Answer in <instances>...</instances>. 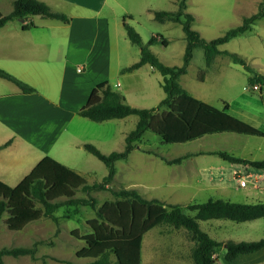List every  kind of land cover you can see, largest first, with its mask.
<instances>
[{
	"label": "rangeland",
	"instance_id": "obj_1",
	"mask_svg": "<svg viewBox=\"0 0 264 264\" xmlns=\"http://www.w3.org/2000/svg\"><path fill=\"white\" fill-rule=\"evenodd\" d=\"M122 2L125 9L132 12L125 21L138 31L142 42H147L153 35L162 34L167 44L162 45L158 39L150 45V49L165 64H181L185 47L181 25L168 20L160 22L153 17L154 10H175L177 0H122ZM259 2V0H186V10L195 15L192 27L200 31L205 39H211L240 23L243 14L250 15L256 12ZM117 10L122 12L121 8ZM106 22L109 24L107 25ZM88 37L89 50L87 54L83 53L88 58L85 70L76 73L75 58L72 59L74 60L71 65L73 90L64 101L65 112L60 118L67 125L66 132H62L60 140L47 154L50 156L59 154L65 160L67 158L71 167L81 173L88 183H93L102 179L107 168L101 160L82 147L80 140L93 144L98 142L104 144L106 148L122 150L124 135L134 128L138 117L136 114H130L123 118L97 122L79 116L76 109L85 103V94L89 91L90 84L108 80L113 89L126 96L128 103L137 107L156 105L164 96V92L160 85L162 75L149 64L146 63L130 72L122 71L123 67L138 59L139 46L130 42L126 36L121 17L108 18L104 15L90 20ZM224 49L237 52L255 70L264 74V17L259 18L250 31L227 42ZM249 75L250 72L241 64L233 62L223 54L216 56L211 65L206 66L202 48L196 47L187 70L180 76L179 82L193 96L216 107L228 103L229 113L238 115L242 120L256 122L259 128L264 130V85L261 90H253L248 80ZM36 87L48 92V89L39 83ZM50 118L53 117L40 115L30 118V126L33 129L26 134L34 144L29 146L26 141L23 142L27 151L25 168L39 156L46 154L43 149L49 142L46 131ZM40 119L41 122H38ZM244 138L264 141L260 136L217 132L186 142L161 143L156 133L146 130L137 148L131 150L127 159L116 162L117 171L109 187L112 189L134 187L143 196L157 197L165 203L204 202L209 197L239 202L264 200V178L256 181L257 188L255 186L253 188V177L248 176L245 186H237L229 171L221 179L218 177L211 179L214 169L210 166H215L217 163L229 166V162L217 154H198L200 151L209 150L240 152L243 149L241 146ZM63 145L67 146L63 147ZM254 147H251L252 154L264 153V146L261 147L263 151H257ZM185 153L196 154L181 163H165L164 159ZM1 162L6 165L11 164L8 156H4ZM8 173L10 174L9 170ZM12 176L11 173V178ZM17 180L11 179L7 183L12 185ZM87 195L96 199V208L104 200L115 198L110 189L91 190L88 194L80 189L75 191V196ZM36 206H40V203H36ZM96 208L89 205H78L76 208L63 205L54 212L57 220L42 216L16 231L6 228L4 223L6 214H3L0 219V249L35 246V252L33 256L28 253L18 256L3 254L2 260L5 264H66L67 260L84 262L87 259L76 256V251L85 245L80 237L91 231L87 219L95 217ZM189 214L192 215L193 212ZM199 225L211 237L223 242L229 239L239 241L264 237V217L245 221L214 218L199 220ZM157 230L156 237L185 240L187 245L184 247L189 252L194 245L183 227L175 228L162 223L145 236L144 257L148 254V241ZM224 252V245L215 250L218 263L224 260ZM261 254L263 256L259 258V264H264V250Z\"/></svg>",
	"mask_w": 264,
	"mask_h": 264
},
{
	"label": "trees",
	"instance_id": "obj_2",
	"mask_svg": "<svg viewBox=\"0 0 264 264\" xmlns=\"http://www.w3.org/2000/svg\"><path fill=\"white\" fill-rule=\"evenodd\" d=\"M186 8V0H177L175 10L158 9L153 12V17L157 21L170 20L181 25L185 47L179 65L163 63L150 49V45L158 39L162 45L167 44L162 34L153 35L143 43L138 31L125 21L126 17L131 15L122 17L126 36L130 42L139 46L138 60L123 67L122 71L130 72L148 63L162 75L160 85L164 96L154 106L137 107L126 102L124 95L113 89L107 80L96 83L77 113L97 122L136 114L137 121L134 128L125 135L123 149L104 153L91 142L82 144L86 151L101 160L107 168L102 179L93 183H88L82 174L50 155H44L14 186L0 179V219L6 214L4 223L8 229L20 230L27 223L42 216L57 220L54 212L63 205L75 208L78 205H89L96 208V199L93 196H75V191L80 189L88 194L91 190L110 189L115 198L104 200L96 208L95 217L87 219L91 231L80 237L85 245L76 251V256L87 260L84 262L67 260L66 264H140L143 234L162 223L176 228L183 227L187 231L194 243L191 249L194 264H214L215 250L222 245L225 247V261H232L239 254L251 253L264 247V237L239 241L229 239L223 242L211 237L199 225V220L214 218L245 221L264 217V200L239 202L209 197L204 202L165 203L157 197L143 196L134 187L118 189L109 187L117 170L116 160L126 159L131 150L137 147L146 130L156 133L161 143L186 142L217 132L264 136V131L261 129L227 112L228 103L225 102L221 108H218L194 97L179 82V77L187 70L194 48L201 47L206 66L213 62L216 55L223 54L250 72L248 80L251 85L255 83L264 85V74L249 65L243 56L235 51L218 47L252 29L254 23L264 16V0L258 3L256 12L243 16L239 24L229 27L223 34L211 39H205L192 27L194 16ZM29 14H38L64 22L70 19L62 12L51 10L43 1L14 0L10 12L4 14L0 11V27L10 20L20 19ZM0 77L15 83L22 93L36 90L34 86L2 68H0ZM200 77L203 78L202 71ZM8 143L9 141H6L0 147ZM198 153H213L229 162L264 169V158L248 159L224 150ZM190 155L187 153L171 159H163L167 163H176ZM36 203H40V206H36ZM34 252L35 246L4 247L0 249V264H5L2 260L3 254L18 256L28 253L33 256Z\"/></svg>",
	"mask_w": 264,
	"mask_h": 264
},
{
	"label": "crops",
	"instance_id": "obj_3",
	"mask_svg": "<svg viewBox=\"0 0 264 264\" xmlns=\"http://www.w3.org/2000/svg\"><path fill=\"white\" fill-rule=\"evenodd\" d=\"M13 1L14 0H0V11L4 14L10 12L12 10ZM40 1L45 2L53 11L66 14L70 18L69 21L64 22L55 18L43 17L38 14H29L20 19L10 20L0 27V68L16 75V77L18 76L25 81H28L30 85L34 86L36 89L34 92L22 93L15 83L6 78L0 77V145L9 141L7 145L0 147V179L6 183L8 180L18 179L14 184H12L13 186L17 184L44 155H48L47 153H49L54 148L53 146L56 145L58 140H60L62 132H66L67 125L65 122L60 120V118L65 112L63 109L64 101L73 90L71 65L74 60L72 59L75 58L74 65L76 73H80L85 70L88 58L83 55V53L87 54L89 50V21L92 19H98L99 16L102 17L104 15L108 18L121 17V19L124 15H132V12L125 9L122 0ZM117 8H121L122 12L118 11ZM193 16L195 18L194 14ZM243 16H245V14L241 16V20ZM106 24L108 25L109 23L106 22ZM23 25L25 28H23ZM106 28L107 26L104 27V31H106ZM226 43L227 42L220 44L218 46L219 49H224V45ZM219 55L220 54L216 56ZM79 66L81 70L78 71L77 68ZM33 74H36V76H33ZM31 75L32 78H30ZM98 82L100 81H95L90 84L88 89L89 91L85 94V99H87L92 87ZM38 83L43 87H46L48 92L37 88L36 85H38ZM118 85H120L119 82ZM124 97L127 102L125 95ZM80 107L76 109V113ZM40 115H49L53 117L50 118L48 129L46 131V133H48L47 138H49V142L43 149L46 154L39 156L36 160H34V162L30 163L29 166L25 168V155L27 151L25 150L23 142L26 141L29 146H33L32 144L34 143L28 138L26 132L33 129L30 126V118L40 117ZM232 115L241 119L238 115ZM38 122H41V119L38 120ZM248 123H252L251 125L254 124L253 126L257 125L256 122ZM259 127L260 126L257 128ZM261 130L264 131L263 129ZM128 132H126V134ZM242 135L259 137L257 135L249 134ZM260 137L264 138V136ZM80 141L81 145L86 142L82 140ZM249 144L255 146L254 148H256L257 151H263L261 150V147L264 146V141L244 138L241 146L243 149L240 152L231 151L229 153L248 159H263L264 153L262 152V154L259 155L252 154V146H249ZM95 145L104 153L111 152L112 150H118L115 148H106L104 144L98 142H96ZM66 146L67 145H63V147ZM189 154L194 155L196 153ZM51 155L53 158L71 167V163L68 162L67 158L65 160L63 157L59 156V154ZM4 156L9 157L11 164H2L1 159L4 158ZM190 156L183 158L182 161ZM117 161L118 160H116V162ZM182 161L176 163H181ZM229 164V166H226L221 163H217L215 166H210L214 169L210 178L212 179L214 177H218L221 179L223 175L229 171L231 177L237 183L236 176L239 174H247L248 177H253V188L254 186L257 188L256 181L264 178V169H256L249 165L237 162H229ZM8 170L10 171V174L8 173ZM11 173L13 174L12 178ZM156 226L146 231L142 236L140 264H194L191 258V250L189 252L187 248L184 247V245H187L185 240L170 237H156L158 230L148 241V254L144 257V238ZM158 248L159 250H157ZM262 250H264V247L251 253L239 254L232 261L223 260L221 263H218V259L215 257L214 253V264H259V258H262L263 256L261 254ZM239 260L241 262H239Z\"/></svg>",
	"mask_w": 264,
	"mask_h": 264
},
{
	"label": "built area",
	"instance_id": "obj_4",
	"mask_svg": "<svg viewBox=\"0 0 264 264\" xmlns=\"http://www.w3.org/2000/svg\"><path fill=\"white\" fill-rule=\"evenodd\" d=\"M77 70L79 71V70H81V68L80 67H78L77 68ZM261 87H262V85H260L259 83H255V84H252L251 85V88L253 89V90H261ZM247 174H239L238 176H236V179H237V185L239 186V187H241V186H245L246 185V182H248L247 181Z\"/></svg>",
	"mask_w": 264,
	"mask_h": 264
}]
</instances>
